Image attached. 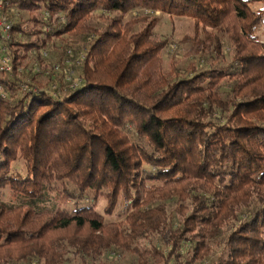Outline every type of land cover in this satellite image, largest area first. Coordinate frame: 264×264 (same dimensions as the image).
Returning a JSON list of instances; mask_svg holds the SVG:
<instances>
[{"label":"trees","instance_id":"trees-1","mask_svg":"<svg viewBox=\"0 0 264 264\" xmlns=\"http://www.w3.org/2000/svg\"><path fill=\"white\" fill-rule=\"evenodd\" d=\"M258 2L11 6L14 72H0V195L10 199L0 198V264H93L111 251L138 264H264ZM156 13L191 20L186 55L214 64L165 67ZM35 64L42 73L22 93L17 70ZM52 198L73 209L45 210ZM119 206L123 218L107 223Z\"/></svg>","mask_w":264,"mask_h":264},{"label":"rangeland","instance_id":"rangeland-1","mask_svg":"<svg viewBox=\"0 0 264 264\" xmlns=\"http://www.w3.org/2000/svg\"><path fill=\"white\" fill-rule=\"evenodd\" d=\"M252 8L254 10L264 9V2H258L252 5ZM143 15V13L139 14ZM134 16L133 14L127 15V19L132 18ZM154 18L157 19L156 26L154 29V35L158 38H163L168 41V47L163 53L164 57V64L165 67H168V64L173 60L176 62L177 67L179 70L185 71L188 66H195L197 68L202 67H209L213 65V61L210 58H203V57H190L187 56V52L190 48L189 44H181V40L184 37L192 36L194 32V25L193 22L186 18H177V17H169L166 15H162L159 13H156L153 15ZM24 18L26 16L23 15ZM257 39L264 43V32L261 30L259 33H257ZM224 60L218 63L219 66H226L230 59V50L229 47L224 43ZM51 54V62H56L57 56L54 55V53ZM49 54V55H50ZM56 64V63H55ZM30 70V67H28L27 71ZM75 75V74H74ZM74 75H72L74 77ZM52 77H55L54 74H52ZM71 79L69 76L68 80ZM77 82V79L75 80ZM1 200H4L5 202H10V199L8 197V194L6 192H3L0 195ZM57 202L54 201V198H52V202L48 203L44 206L45 210H50L52 208H63L67 211H71L73 209V203L71 201H68L67 203H63L61 205H56ZM105 207L104 200H99L96 205V211L103 215V209ZM123 208L122 206H119L115 213L110 217H104L105 221L107 223L111 222H117L120 218H123ZM145 243H142V246H144ZM93 264H138L136 262V257L129 255V254H119L115 251H111L107 254H105L103 257H101L99 260L93 262Z\"/></svg>","mask_w":264,"mask_h":264},{"label":"built area","instance_id":"built-area-1","mask_svg":"<svg viewBox=\"0 0 264 264\" xmlns=\"http://www.w3.org/2000/svg\"><path fill=\"white\" fill-rule=\"evenodd\" d=\"M19 0H0V72L3 74H12L14 72L12 52L9 43L12 39L13 23L7 16V12L11 11V6ZM11 8V9H10ZM69 53V52H68ZM45 58L46 53H42ZM30 71H24L23 68H18L17 73L22 76L19 83V88L22 93L31 91V80L29 76L32 74H41L42 68L35 64ZM58 70V66L54 67ZM48 75V73H45ZM69 77H67L68 80ZM70 80V79H69Z\"/></svg>","mask_w":264,"mask_h":264}]
</instances>
